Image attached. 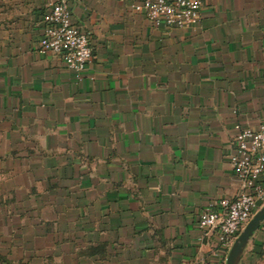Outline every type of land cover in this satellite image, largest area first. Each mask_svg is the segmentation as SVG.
<instances>
[{
  "label": "crops",
  "instance_id": "crops-1",
  "mask_svg": "<svg viewBox=\"0 0 264 264\" xmlns=\"http://www.w3.org/2000/svg\"><path fill=\"white\" fill-rule=\"evenodd\" d=\"M54 1L0 0V264H225L198 217L239 191L236 125L264 120V0H203L190 28L67 0L79 78L35 48ZM236 264H264V219Z\"/></svg>",
  "mask_w": 264,
  "mask_h": 264
},
{
  "label": "built area",
  "instance_id": "built-area-1",
  "mask_svg": "<svg viewBox=\"0 0 264 264\" xmlns=\"http://www.w3.org/2000/svg\"><path fill=\"white\" fill-rule=\"evenodd\" d=\"M154 25L190 28L200 20L203 0H130ZM42 32L36 42L40 54H57L78 78L93 56L87 32L72 20L67 0H55L41 16ZM228 162L240 181L238 193L204 207L198 226L223 248H228L264 204V120L257 127L238 123Z\"/></svg>",
  "mask_w": 264,
  "mask_h": 264
},
{
  "label": "water",
  "instance_id": "water-1",
  "mask_svg": "<svg viewBox=\"0 0 264 264\" xmlns=\"http://www.w3.org/2000/svg\"><path fill=\"white\" fill-rule=\"evenodd\" d=\"M264 219V204L261 208L247 221L245 226L234 239L227 257L225 264H236L239 260L241 253L253 231L259 226L260 222Z\"/></svg>",
  "mask_w": 264,
  "mask_h": 264
},
{
  "label": "trees",
  "instance_id": "trees-1",
  "mask_svg": "<svg viewBox=\"0 0 264 264\" xmlns=\"http://www.w3.org/2000/svg\"><path fill=\"white\" fill-rule=\"evenodd\" d=\"M43 13H44V11H43ZM43 13L40 14V17L42 16ZM40 22H41V18H40ZM41 25H42V22H41Z\"/></svg>",
  "mask_w": 264,
  "mask_h": 264
}]
</instances>
